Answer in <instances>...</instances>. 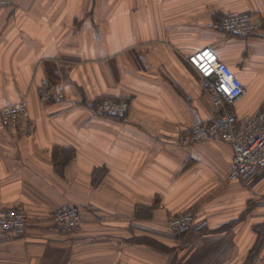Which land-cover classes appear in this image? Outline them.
I'll return each instance as SVG.
<instances>
[{"label": "crops", "instance_id": "1", "mask_svg": "<svg viewBox=\"0 0 264 264\" xmlns=\"http://www.w3.org/2000/svg\"><path fill=\"white\" fill-rule=\"evenodd\" d=\"M251 12L256 33L216 29ZM212 48L240 80L238 119L264 104V0H12L0 8V109L26 97L32 129L0 122V209L22 207L26 233L0 229V264H261L264 169L228 181L231 146L180 145L214 113L187 57ZM47 79L66 97L42 105ZM126 99L122 117L95 99ZM78 207L69 232L54 225ZM192 212L188 230L167 218Z\"/></svg>", "mask_w": 264, "mask_h": 264}, {"label": "built area", "instance_id": "2", "mask_svg": "<svg viewBox=\"0 0 264 264\" xmlns=\"http://www.w3.org/2000/svg\"><path fill=\"white\" fill-rule=\"evenodd\" d=\"M12 0H0V8H9ZM262 22L251 12H227L216 29L230 35H247L260 30ZM189 64L200 77V87L212 101L215 109L205 123L191 126L178 136L180 145H193L210 139H219L231 146L232 158L226 175L228 181L246 182L264 169V104L252 114L238 119L228 108L242 94L240 80L231 68L211 48H202L187 57ZM40 100L47 104L53 98L51 86L43 80L39 86ZM94 107L104 113L123 116L129 108L125 100L115 101L101 98L94 101ZM3 128L32 129L26 97L0 109ZM53 222L65 230L74 229L80 220L79 210L71 204H63L53 212ZM195 221L192 212H180L168 220L172 232L188 230ZM27 216L22 207L0 209V229L11 237L26 233ZM264 264V259H263Z\"/></svg>", "mask_w": 264, "mask_h": 264}, {"label": "rangeland", "instance_id": "3", "mask_svg": "<svg viewBox=\"0 0 264 264\" xmlns=\"http://www.w3.org/2000/svg\"><path fill=\"white\" fill-rule=\"evenodd\" d=\"M43 80H47V79H43ZM42 80V81H43ZM41 81V82H42ZM48 81V80H47ZM41 82H40V84H41ZM48 83H49V81H48ZM40 84H39V86H40ZM50 84V83H49ZM50 86H51V84H50ZM39 88V87H38ZM51 90H52V92H53V98H52V100L50 101V102H48L47 104H44L41 100H40V96H39V89L37 90V95H38V100H39V102L42 104V105H49L50 103H53V102H59L60 101V103L61 102H64V101H66L65 99H66V97H65V95L64 94H62L61 92L60 93H58V91H55L53 88H52V86H51ZM23 98V97H22ZM102 98H107V97H102ZM21 99V98H20ZM99 100L101 99V98H98ZM98 99H95V100H98ZM108 99H111V98H108ZM94 100V101H95ZM112 100H115V101H120V100H125V101H127L128 102V104H129V101L128 100H126V99H112ZM14 103V102H13ZM11 104V103H10ZM93 104H94V102H93ZM92 104V105H93ZM8 105V104H7ZM6 106V105H5ZM4 107V106H3ZM2 107V108H3ZM93 107H94V105H93ZM1 108V109H2ZM28 108H29V106H28ZM95 108V107H94ZM129 108H130V104H129ZM129 108H128V111H129ZM95 112H97L98 114H100V115H110V116H117V115H113V114H110V113H104V112H100V111H98L96 108H95ZM231 110V109H230ZM128 111L124 114V115H126L127 113H128ZM29 114H30V112H29ZM123 115V116H124ZM118 117H122V116H118ZM30 119H31V117H30ZM32 121V120H31ZM7 130H11V129H9V128H6ZM30 131H31V129H29ZM78 208V207H77ZM176 215V214H175ZM172 216H174V215H171V216H169L168 218H167V223H168V220H169V218L170 217H172ZM52 219H53V215H52ZM55 225V224H54ZM27 226V225H26ZM56 226V225H55ZM58 227V226H57ZM59 228V227H58ZM61 229V228H60ZM63 231H66V232H69V231H71V230H65V229H62ZM177 234H180V233H177ZM261 264H263V262H261Z\"/></svg>", "mask_w": 264, "mask_h": 264}, {"label": "trees", "instance_id": "4", "mask_svg": "<svg viewBox=\"0 0 264 264\" xmlns=\"http://www.w3.org/2000/svg\"><path fill=\"white\" fill-rule=\"evenodd\" d=\"M230 106H232V104H231ZM230 106H228L229 109H230ZM213 114H215V109H214V113H213ZM207 120H208V119H207ZM207 120H206L205 122H207ZM205 122H204V123H205Z\"/></svg>", "mask_w": 264, "mask_h": 264}]
</instances>
